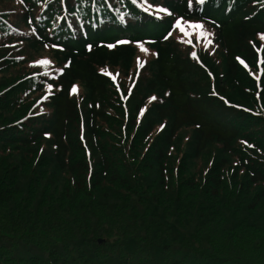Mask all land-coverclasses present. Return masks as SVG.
Listing matches in <instances>:
<instances>
[{"label": "trees", "instance_id": "16d2710c", "mask_svg": "<svg viewBox=\"0 0 264 264\" xmlns=\"http://www.w3.org/2000/svg\"><path fill=\"white\" fill-rule=\"evenodd\" d=\"M160 2L0 0V264H264V0ZM175 19L216 28L215 93ZM145 43L146 110L108 114Z\"/></svg>", "mask_w": 264, "mask_h": 264}, {"label": "rangeland", "instance_id": "374dc122", "mask_svg": "<svg viewBox=\"0 0 264 264\" xmlns=\"http://www.w3.org/2000/svg\"><path fill=\"white\" fill-rule=\"evenodd\" d=\"M140 3H146L149 14L146 16H158L160 18H166L169 15L165 12L160 0H139ZM122 14L126 12L122 9ZM164 47L170 46L172 51L181 56L186 57L189 62L204 74L205 83L202 84V88L205 87L206 91L213 94L216 92L215 88V74L211 67L218 71L220 67V60L222 59L223 51L216 41V28L206 22L200 20H173V31L168 35L166 40L162 43ZM180 47V49L177 48ZM134 59L131 69L128 71V75L125 74V69H114V71L105 73L107 79L111 80L110 98L112 99V106L108 110V114L116 115L114 107L118 101L122 104V107L128 114V111L135 110L136 118L140 117L141 113L146 110L148 104L144 106H136L143 95L140 84L150 77H145L146 73L152 70V63L156 57V45H150L148 43L134 46ZM179 51V52H178ZM49 52L43 51L38 56L46 60ZM42 60V59H41ZM209 63V64H208ZM238 63L246 75L252 79L258 87L261 86L260 79L263 72V62L258 59L255 63V67H247L243 62L238 60ZM210 65V66H208ZM211 69V70H210ZM59 71V70H58ZM53 75L55 73L51 72ZM78 92V93H77ZM80 89L75 88L74 93L80 95ZM156 98V97H154ZM153 98V99H154ZM139 108V109H135ZM138 110V111H137ZM133 114V115H134ZM117 120V118H114ZM122 123L120 120L119 124ZM118 124V126H119ZM106 191H102L100 194H104ZM110 193H106L107 197H110ZM105 235H113V233H106ZM110 243H113V238H107ZM85 252L91 253L92 247H87Z\"/></svg>", "mask_w": 264, "mask_h": 264}]
</instances>
